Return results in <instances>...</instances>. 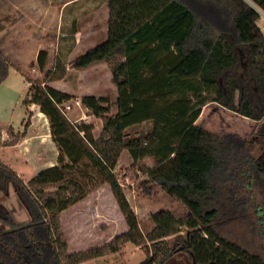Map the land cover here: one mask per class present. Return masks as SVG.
I'll return each mask as SVG.
<instances>
[{"label": "trees", "instance_id": "trees-1", "mask_svg": "<svg viewBox=\"0 0 264 264\" xmlns=\"http://www.w3.org/2000/svg\"><path fill=\"white\" fill-rule=\"evenodd\" d=\"M190 1L199 11L184 0H108L107 38L67 67L57 60L44 83L31 89V104L49 119L58 164L26 184L0 158V189L14 182L31 218L26 226L6 217L11 231L0 229V264H83L119 253L127 243L144 246L142 264H264V124L249 138L197 124L208 103L255 122L264 118L260 15L248 0ZM250 1L264 10V0ZM48 59V51H40L41 71ZM101 62L112 70L118 113L109 116L110 96L82 98L90 115L103 120L96 138L93 125L74 124L63 111L73 96L48 83L62 80L69 67L83 70ZM10 65L0 51V85ZM144 124L151 132L136 130L140 137L133 136L132 129ZM125 150L134 165L145 159L155 165L140 166L148 176L141 183L146 196L153 185L160 187L185 206V217L154 213V228L144 234L116 173ZM78 170H91L99 184L110 186L129 229L107 245L69 255L60 215L90 192ZM237 226L249 240H240Z\"/></svg>", "mask_w": 264, "mask_h": 264}, {"label": "rangeland", "instance_id": "rangeland-1", "mask_svg": "<svg viewBox=\"0 0 264 264\" xmlns=\"http://www.w3.org/2000/svg\"><path fill=\"white\" fill-rule=\"evenodd\" d=\"M184 1L193 10L199 11V6L194 2ZM248 2L256 8L257 5L252 1L248 0ZM13 7L20 8L23 23L18 34L12 33L10 29H7L8 33L0 34V47H5L11 52L10 58L4 55L10 63H13V67L9 69L8 78L0 85V131L2 132L0 149L5 144L13 145L25 138L27 135V133L24 135L25 124L29 115H31V123L35 124L31 131L30 145L35 142H39L41 146L51 143L49 119L41 112L39 106L31 104V89L44 83L45 73L54 70L57 60L66 67L69 66L78 56L104 41L108 33V0H0V18L6 17L7 23L13 21ZM51 7L63 9L62 14L65 15L63 23L59 21L58 25L53 24L49 27L32 25L36 21L34 18L42 14L41 10H46L47 12L44 13L47 14ZM35 8L37 9L34 10ZM202 10L206 13L213 12L212 9L203 8ZM26 25L32 26L26 27ZM42 50L49 53L45 71H41L37 61H34L37 60L35 54H39ZM15 68H20L24 75ZM48 85L73 96V99L63 106L67 118L74 124L85 122L93 125L96 138L101 135L103 120L90 115L89 110L81 103L82 98L87 95L110 96L113 107L109 116H115L118 113L115 105L118 88L113 81L112 70L106 62L83 70L69 67L62 80L48 83ZM67 106L71 109L67 110ZM197 124L222 136L237 134L242 138H249L264 124V118L260 122H255L217 103H208L203 108ZM151 128L150 124H144L137 129H132L131 133L133 136L140 137L133 131L138 130L140 134L145 135L151 132ZM4 154L3 159L6 165L16 171L26 184H29L36 176L33 174L32 165H36L39 169L43 167L40 156L28 155L31 158L29 161V159H20L18 151L15 150ZM9 157L13 162L6 159ZM14 158H18L19 162L17 160L14 162ZM140 166L153 168L155 165L151 159H145L134 165L129 152L125 150L121 155L116 173L121 179L131 207L137 214L141 229L147 235L154 228L152 214L163 210L170 211L180 219L185 217L188 211L182 203L167 195L156 185L152 186V195L146 196L147 192L143 190L141 183L147 180L148 176L143 174ZM93 173L91 170L88 173L78 170L77 175L88 184L90 192L84 201L70 207L60 215L61 231L67 242L69 255L107 245L128 230L127 222L117 206L110 187L99 184V180ZM56 190L57 188L53 187L48 191ZM7 215L19 225H26L31 221L26 207L18 198L16 185L12 181L8 183L7 191L0 189L1 230L8 229L4 223ZM234 230L241 236L240 240L250 239V235L244 228L237 226ZM186 233L187 229L183 228L182 235L186 236ZM174 239L175 236L166 238L167 244L172 245ZM145 246L150 249L152 243H145ZM146 260L147 255L143 245L127 243L119 253L109 254L83 264H142Z\"/></svg>", "mask_w": 264, "mask_h": 264}, {"label": "crops", "instance_id": "crops-1", "mask_svg": "<svg viewBox=\"0 0 264 264\" xmlns=\"http://www.w3.org/2000/svg\"><path fill=\"white\" fill-rule=\"evenodd\" d=\"M36 9L37 8H35L34 10H36ZM9 11L11 12V9ZM13 11H14V16H13L12 23L11 22L10 23H7L6 22V19H7L6 17H5L6 19L4 17H1L0 18V34L8 33L7 29H10V31L12 33H14V34L15 33L18 34V32L20 33V29H21L22 23H23V21H22L23 17L21 15L22 13L20 11V8H18V7H13ZM44 12H47V11L46 10H41L40 13H42V14H39L37 17L34 18V20L36 19V21L32 25L49 27V26H52L53 24L58 25L59 24V21H61L63 23V19H65L64 13L62 14L63 9L62 10L60 8H56L55 9V8L51 7V8H49L47 14H45ZM32 25H26V27H31ZM0 50L8 58H10L9 55H10L11 52L9 50H6L5 47H3V48L0 47ZM36 54H35V56L38 58V53H36ZM34 61H37V60H34ZM10 67H13V63L12 62H11ZM16 71H18V72H20V73H22L24 75V73L21 71L20 68L16 69ZM68 94H70V93H68ZM34 127H35V124L33 123L29 127L28 132H27V135L25 136V138L23 140H21L19 142H16L13 145H10V144L9 145H7V144L3 145L1 147V149H0V158L5 163V161L3 159V157L5 158V154L4 153H8V152L10 153V152H12L14 150L15 151H18V153L20 155V159H23L24 158V159H29V161H30L31 158H29L28 155H32V157H34L33 155L40 156L41 157V160L40 161H42L41 164L43 165V167H41L39 169V167L36 168V165H32L33 166L32 167L31 164H30V166L32 167V170H33V174L35 176V175L39 174L41 171H43L45 169H48V168L55 167L58 164L57 159H58V156H59V150H58L56 144L54 143V141L52 139L51 131H50V135H49V137L51 139V143L50 144L41 146L39 142H35V143H33V144L30 145L29 142L32 139L31 138L32 137L31 131L34 129ZM6 159L9 160L10 162H13L10 157L9 158H6ZM15 160L18 161L19 159L18 158H14V162H15ZM105 186H109V185L108 184H105ZM84 200H82V201H84ZM82 201H80V202H82ZM79 203H77V204H79ZM76 205H74V206H76ZM117 206H118V204H117ZM118 208H119V206H118ZM127 228L129 229V227H127Z\"/></svg>", "mask_w": 264, "mask_h": 264}, {"label": "built area", "instance_id": "built-area-1", "mask_svg": "<svg viewBox=\"0 0 264 264\" xmlns=\"http://www.w3.org/2000/svg\"><path fill=\"white\" fill-rule=\"evenodd\" d=\"M255 8V7H254ZM256 11L259 13V15H260V19H259V21H258V26H259V28L261 29V31L262 32H264V10L263 9H261L260 7H258V6H256ZM67 108V110H70L71 109V107L70 106H67L66 107ZM63 111L65 112V109L63 108ZM1 125V124H0Z\"/></svg>", "mask_w": 264, "mask_h": 264}, {"label": "flooded vegetation", "instance_id": "flooded-vegetation-1", "mask_svg": "<svg viewBox=\"0 0 264 264\" xmlns=\"http://www.w3.org/2000/svg\"><path fill=\"white\" fill-rule=\"evenodd\" d=\"M7 216H8V215H7ZM7 216H6V217H7ZM5 219H6V218H5ZM5 219H4V223H5ZM5 224H6V223H5ZM26 225H27V224H26ZM7 230L11 231L10 229H6V230H4V233H7V232H6Z\"/></svg>", "mask_w": 264, "mask_h": 264}, {"label": "water", "instance_id": "water-1", "mask_svg": "<svg viewBox=\"0 0 264 264\" xmlns=\"http://www.w3.org/2000/svg\"><path fill=\"white\" fill-rule=\"evenodd\" d=\"M26 226H28V224ZM26 226H23V227H26ZM6 232H9V230H7Z\"/></svg>", "mask_w": 264, "mask_h": 264}]
</instances>
